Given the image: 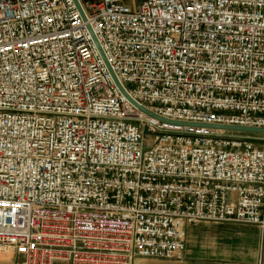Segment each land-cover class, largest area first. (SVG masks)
<instances>
[{"label": "built area", "instance_id": "built-area-1", "mask_svg": "<svg viewBox=\"0 0 264 264\" xmlns=\"http://www.w3.org/2000/svg\"><path fill=\"white\" fill-rule=\"evenodd\" d=\"M0 0V248L180 259L187 224L264 229V0Z\"/></svg>", "mask_w": 264, "mask_h": 264}, {"label": "crops", "instance_id": "crops-1", "mask_svg": "<svg viewBox=\"0 0 264 264\" xmlns=\"http://www.w3.org/2000/svg\"><path fill=\"white\" fill-rule=\"evenodd\" d=\"M136 7L143 0H123ZM180 259L138 257L133 264H264V229L239 222H203L184 227ZM13 248H0V264H16Z\"/></svg>", "mask_w": 264, "mask_h": 264}, {"label": "water", "instance_id": "water-1", "mask_svg": "<svg viewBox=\"0 0 264 264\" xmlns=\"http://www.w3.org/2000/svg\"><path fill=\"white\" fill-rule=\"evenodd\" d=\"M78 10L80 11V14L82 16V18L84 20H86L84 11L79 3L78 0H74ZM88 29L98 47V49L100 50L106 65L116 83V85L118 86L120 92L124 95V97L129 100L133 105H135L138 109L142 110L144 113H146L147 115L154 117L162 122L165 123H170V124H175V125H188V126H200V127H208V128H212V129H216V130H222V131H227V132H235V133H245V134H262L264 135V128L262 127H253V126H236V125H205V124H196V123H183V122H177V121H172L163 117H160L158 115H156L155 113L147 110L146 108H144L143 106H141L140 104H138L134 99H132V97H130V95L126 92V90L124 89V87L120 84V82L118 81V79L116 78L114 72L112 71L110 65L108 64L102 50L101 47L91 29V27L88 25Z\"/></svg>", "mask_w": 264, "mask_h": 264}, {"label": "rangeland", "instance_id": "rangeland-1", "mask_svg": "<svg viewBox=\"0 0 264 264\" xmlns=\"http://www.w3.org/2000/svg\"><path fill=\"white\" fill-rule=\"evenodd\" d=\"M230 135L233 139L248 140L257 147H264V135L262 134L230 133Z\"/></svg>", "mask_w": 264, "mask_h": 264}]
</instances>
